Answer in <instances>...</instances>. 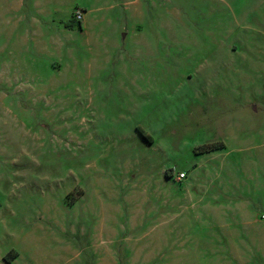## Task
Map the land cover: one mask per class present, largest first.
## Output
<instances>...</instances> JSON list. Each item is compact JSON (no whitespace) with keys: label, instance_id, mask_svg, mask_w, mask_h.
I'll return each instance as SVG.
<instances>
[{"label":"rangeland","instance_id":"rangeland-1","mask_svg":"<svg viewBox=\"0 0 264 264\" xmlns=\"http://www.w3.org/2000/svg\"><path fill=\"white\" fill-rule=\"evenodd\" d=\"M34 1L0 22V264L264 263V0Z\"/></svg>","mask_w":264,"mask_h":264},{"label":"flooded vegetation","instance_id":"flooded-vegetation-1","mask_svg":"<svg viewBox=\"0 0 264 264\" xmlns=\"http://www.w3.org/2000/svg\"><path fill=\"white\" fill-rule=\"evenodd\" d=\"M3 1H6L7 7L6 10L2 12V15L4 17L0 18V22L13 20L16 14L17 16H20L18 15V13L22 8H25L30 3L36 4L34 0H3ZM11 15L13 16V19L9 18Z\"/></svg>","mask_w":264,"mask_h":264},{"label":"trees","instance_id":"trees-1","mask_svg":"<svg viewBox=\"0 0 264 264\" xmlns=\"http://www.w3.org/2000/svg\"><path fill=\"white\" fill-rule=\"evenodd\" d=\"M218 147H221V146H217L215 143H208V144H205L201 149L205 151H210Z\"/></svg>","mask_w":264,"mask_h":264},{"label":"built area","instance_id":"built-area-1","mask_svg":"<svg viewBox=\"0 0 264 264\" xmlns=\"http://www.w3.org/2000/svg\"><path fill=\"white\" fill-rule=\"evenodd\" d=\"M76 18H77L78 20H81V19L83 18V13H82L81 10H78V11L76 12ZM181 175L183 176L184 174L182 173Z\"/></svg>","mask_w":264,"mask_h":264},{"label":"crops","instance_id":"crops-1","mask_svg":"<svg viewBox=\"0 0 264 264\" xmlns=\"http://www.w3.org/2000/svg\"><path fill=\"white\" fill-rule=\"evenodd\" d=\"M98 264H102V263L101 262H98ZM103 264H107V263H103ZM115 264H118V263L115 262ZM261 264H264V263H261Z\"/></svg>","mask_w":264,"mask_h":264}]
</instances>
